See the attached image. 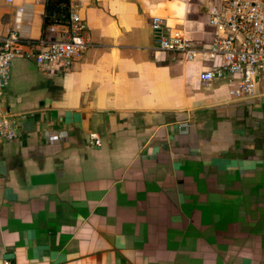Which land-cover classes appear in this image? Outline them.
Wrapping results in <instances>:
<instances>
[{
    "label": "crops",
    "instance_id": "crops-1",
    "mask_svg": "<svg viewBox=\"0 0 264 264\" xmlns=\"http://www.w3.org/2000/svg\"><path fill=\"white\" fill-rule=\"evenodd\" d=\"M46 1L0 0V35L23 7L30 43L1 100L22 117L0 141V264H264V81L202 84L219 62L160 51L151 28L208 44V0H69L92 46L66 69L33 59L67 31L43 33Z\"/></svg>",
    "mask_w": 264,
    "mask_h": 264
},
{
    "label": "built area",
    "instance_id": "built-area-1",
    "mask_svg": "<svg viewBox=\"0 0 264 264\" xmlns=\"http://www.w3.org/2000/svg\"><path fill=\"white\" fill-rule=\"evenodd\" d=\"M12 2L13 0H5ZM208 26L212 29V40L196 46L180 30L169 27L160 17H153L151 28L159 33L156 40L158 50L179 54L185 61L219 62L218 68L203 71L199 75L202 84L228 78L232 85L230 95L252 98L259 81H264V0H208ZM25 9L15 13V28L7 35H0V141L12 142L17 138V117L1 110V100L11 79L12 62L24 56L30 43L23 39L19 24ZM56 22L49 27L67 28L63 39L46 43L39 41L41 49L33 56L37 65L59 69L69 68L81 60L92 46L87 29L79 13L78 4L69 3L66 15L56 13ZM60 31V30H59ZM236 78V83L233 80ZM89 147H100L96 133L88 135ZM4 264H10L5 261Z\"/></svg>",
    "mask_w": 264,
    "mask_h": 264
},
{
    "label": "trees",
    "instance_id": "trees-1",
    "mask_svg": "<svg viewBox=\"0 0 264 264\" xmlns=\"http://www.w3.org/2000/svg\"><path fill=\"white\" fill-rule=\"evenodd\" d=\"M69 0H47L45 3V15L43 20V33L49 27L54 25L58 20L56 19V13H60L61 15H66L68 11Z\"/></svg>",
    "mask_w": 264,
    "mask_h": 264
}]
</instances>
